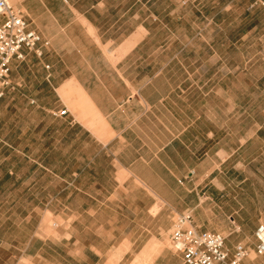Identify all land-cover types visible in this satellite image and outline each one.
Instances as JSON below:
<instances>
[{
  "label": "crops",
  "instance_id": "crops-1",
  "mask_svg": "<svg viewBox=\"0 0 264 264\" xmlns=\"http://www.w3.org/2000/svg\"><path fill=\"white\" fill-rule=\"evenodd\" d=\"M150 1L15 0L13 6L40 37L41 56L23 50V60L11 61L0 103L12 115L17 110L12 101L19 93L20 137L27 147L37 131L34 161L46 168L35 178L16 177L29 181L9 196L44 197V183L50 180L55 188L48 194L52 201L71 195L83 200V210L68 205L63 212L88 214L94 223L83 228L103 231L107 227L101 218L108 212L109 197L139 193L152 199L145 212L159 199L170 222L174 214L188 212L198 231L226 232V226L206 227L202 219L204 201L210 199L204 193L205 167L209 171L213 164V152L206 153L204 145L216 146L214 154L220 151L221 129L213 121L220 114V86L205 88L210 80L204 78V65L182 58L185 45L165 32L170 29L151 14ZM29 68L36 69L37 77L27 84L18 73ZM13 73L18 78L10 80ZM63 110L66 113L59 115ZM109 181L114 182L111 189L92 185ZM127 182L135 184L131 193H124L130 190ZM207 214L212 219V211ZM41 225L28 246L55 244V236L70 239L67 231L54 236L58 224ZM46 230L53 235L39 232ZM107 237L89 243L84 264H91L92 256L107 263L108 250L92 248L108 245ZM225 247L232 252L235 243L226 241ZM147 258L148 264H183L171 250Z\"/></svg>",
  "mask_w": 264,
  "mask_h": 264
},
{
  "label": "rangeland",
  "instance_id": "rangeland-1",
  "mask_svg": "<svg viewBox=\"0 0 264 264\" xmlns=\"http://www.w3.org/2000/svg\"><path fill=\"white\" fill-rule=\"evenodd\" d=\"M148 9L170 29L166 33L170 31L173 39H180L179 45H185L182 58L204 65V78L210 80L205 88L220 86V114L213 119L221 129L220 151L214 154L216 146L204 145L206 153L213 152V164L209 171L205 167L204 193L210 199L204 201L203 223L214 229L221 224L227 227L226 232L217 231L225 242L245 247L243 264H264V254H255L253 237L255 228L264 225V9L253 0H151ZM35 70L29 68L18 75L27 84L34 83ZM11 78L18 76L13 73ZM12 103L17 109L12 115L0 103V264H84L81 259L89 257V243L106 234L108 245H92L102 252L108 250L106 264H148L147 256L152 259L162 250H171L170 233L179 215L174 214L170 222V214L159 199L145 212L152 199L139 193L109 197L108 212L101 218L107 228L100 231L83 228L94 223L88 214L62 211L63 206L76 209L77 205L83 210L79 197H60L57 202L48 197L55 191L50 180L44 183L48 191L44 197H10L11 191L29 181L16 177L35 178L46 168L34 161L37 131L29 136L27 147L20 137L19 93ZM215 178L217 181H213ZM78 185L86 187L84 182ZM92 185L97 190L111 189L114 182ZM124 185L130 188L124 193H131L135 184ZM209 210L212 219H208ZM39 224L54 228L58 224L60 230L54 229V236L67 231L70 239L66 242V236L59 241L55 236V244L45 247L37 242L28 246ZM39 232L53 235V230ZM93 257L91 264H101Z\"/></svg>",
  "mask_w": 264,
  "mask_h": 264
},
{
  "label": "built area",
  "instance_id": "built-area-1",
  "mask_svg": "<svg viewBox=\"0 0 264 264\" xmlns=\"http://www.w3.org/2000/svg\"><path fill=\"white\" fill-rule=\"evenodd\" d=\"M254 5L264 9V0H253ZM0 99L13 60L21 61L23 50L41 56L40 37L28 28L21 11L8 0H0ZM46 45V43H44ZM48 69V66H45ZM65 110L59 115H64ZM256 255L264 254V225L254 231ZM170 248L180 255L183 264H243L247 250L240 244L232 252L225 247V238L220 233L198 231L191 223V217L181 214L177 217L170 233Z\"/></svg>",
  "mask_w": 264,
  "mask_h": 264
},
{
  "label": "bare ground",
  "instance_id": "bare-ground-1",
  "mask_svg": "<svg viewBox=\"0 0 264 264\" xmlns=\"http://www.w3.org/2000/svg\"><path fill=\"white\" fill-rule=\"evenodd\" d=\"M10 2L12 1V2H15V0H9ZM251 261V260H250ZM138 264V263H137Z\"/></svg>",
  "mask_w": 264,
  "mask_h": 264
}]
</instances>
